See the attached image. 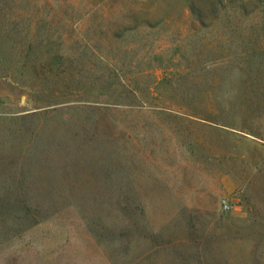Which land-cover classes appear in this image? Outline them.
<instances>
[{"label":"rangeland","instance_id":"rangeland-1","mask_svg":"<svg viewBox=\"0 0 264 264\" xmlns=\"http://www.w3.org/2000/svg\"><path fill=\"white\" fill-rule=\"evenodd\" d=\"M0 264H264V0H0Z\"/></svg>","mask_w":264,"mask_h":264},{"label":"built area","instance_id":"built-area-1","mask_svg":"<svg viewBox=\"0 0 264 264\" xmlns=\"http://www.w3.org/2000/svg\"><path fill=\"white\" fill-rule=\"evenodd\" d=\"M222 207H223L224 209H228V208L230 207V205L227 203L226 200H222Z\"/></svg>","mask_w":264,"mask_h":264}]
</instances>
